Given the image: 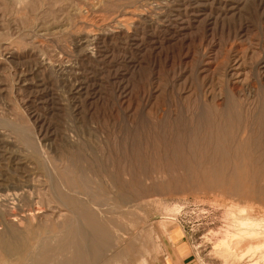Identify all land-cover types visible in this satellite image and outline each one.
I'll use <instances>...</instances> for the list:
<instances>
[{
  "label": "rangeland",
  "instance_id": "rangeland-1",
  "mask_svg": "<svg viewBox=\"0 0 264 264\" xmlns=\"http://www.w3.org/2000/svg\"><path fill=\"white\" fill-rule=\"evenodd\" d=\"M0 264H264V0H0Z\"/></svg>",
  "mask_w": 264,
  "mask_h": 264
},
{
  "label": "bare ground",
  "instance_id": "bare-ground-1",
  "mask_svg": "<svg viewBox=\"0 0 264 264\" xmlns=\"http://www.w3.org/2000/svg\"><path fill=\"white\" fill-rule=\"evenodd\" d=\"M14 195H16V194H14ZM18 195V194H17Z\"/></svg>",
  "mask_w": 264,
  "mask_h": 264
}]
</instances>
